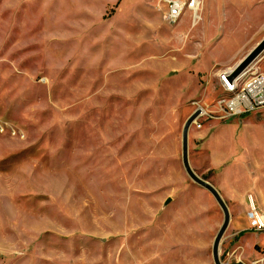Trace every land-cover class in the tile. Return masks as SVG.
<instances>
[{"label": "rangeland", "instance_id": "1", "mask_svg": "<svg viewBox=\"0 0 264 264\" xmlns=\"http://www.w3.org/2000/svg\"><path fill=\"white\" fill-rule=\"evenodd\" d=\"M145 4L163 27L138 28L137 0H0V264H166L186 242L185 220L160 219L167 198L195 194L181 136L199 95L183 106L177 92L209 89L215 103L221 91L217 76L163 73L158 30L190 18L174 28L163 0ZM239 7L203 61L261 37L264 10ZM251 231L256 256L229 229L223 263L264 264V232Z\"/></svg>", "mask_w": 264, "mask_h": 264}, {"label": "crops", "instance_id": "2", "mask_svg": "<svg viewBox=\"0 0 264 264\" xmlns=\"http://www.w3.org/2000/svg\"><path fill=\"white\" fill-rule=\"evenodd\" d=\"M137 2L141 9L138 18L139 29L144 31L150 23L163 27V22L158 15L156 22L146 17L147 11L152 9L146 6L145 0H137ZM221 3L224 8V17L223 22L218 24L220 20H213L212 14L218 11ZM236 6L250 11L251 16L255 17L264 10V0H201L196 19L191 10L187 9L184 12L190 18V24L184 31L173 36L165 35L167 32L159 29L162 48L158 57L169 68L163 73L206 74L211 79L216 76L218 70L235 66L243 59L264 37V32L251 47L243 52L238 54L227 52L211 62L203 61L201 58L203 46L211 42L217 44L222 40V36L218 37L219 31L224 30L229 17L235 14ZM183 14L173 25L174 28L181 26ZM211 25L215 26L213 30ZM196 60L197 69H194L193 62ZM263 63L264 58L260 63V70L264 72ZM186 89L184 88L183 91L180 89L177 92L179 105L190 104L194 100L192 97L199 95L196 99L197 103L209 110L213 109V103L207 92L209 89L206 91L203 88L201 91L198 88L194 91L193 88ZM188 151L193 170L208 180L225 200L230 212L227 230L230 229V234L237 237L236 247H241L246 250V254L255 257L253 246L260 243L251 240L253 231L250 228L248 196L251 195L255 205L264 211V108L224 121L206 120L202 128L189 131ZM185 191L195 194L183 195L177 200L167 198L162 217H160L161 221L171 215L174 219L185 220L180 227L186 229L187 235L183 245L171 246L170 254L167 255L170 260L166 264H214L212 246L223 222V212L213 195L199 184L194 182ZM173 213H176L175 217ZM227 230L221 239L220 249L227 246V240L224 238ZM244 250L240 259L246 255Z\"/></svg>", "mask_w": 264, "mask_h": 264}, {"label": "built area", "instance_id": "3", "mask_svg": "<svg viewBox=\"0 0 264 264\" xmlns=\"http://www.w3.org/2000/svg\"><path fill=\"white\" fill-rule=\"evenodd\" d=\"M163 5L166 9L162 14V20L169 25H175L187 9L193 12L196 19L201 0H163ZM263 58L251 63L233 79H229V76L234 66L217 71L216 90L220 89V95L213 103L212 110L195 103L196 108L201 110L199 117L193 122L195 128H202L200 117L224 121L264 108V72L260 70ZM248 200L250 228L254 231H264V211L255 205L251 195L248 196Z\"/></svg>", "mask_w": 264, "mask_h": 264}, {"label": "water", "instance_id": "4", "mask_svg": "<svg viewBox=\"0 0 264 264\" xmlns=\"http://www.w3.org/2000/svg\"><path fill=\"white\" fill-rule=\"evenodd\" d=\"M264 52V37L244 56L243 59H241L233 68V72L229 76V79L235 78L237 75L242 73L251 63L258 61L260 58V55ZM201 113L200 108H196L190 116L187 118V120L184 123L183 129H182V136H181V157H182V163L185 172L189 176L191 180H193L195 183L199 184L206 190H208L213 197L215 198L216 202L220 206L224 218L223 222L221 224V227L219 228L214 242L212 246V255L214 264H246L242 260H238L232 263H223L220 258V242L223 238V235L225 231L228 228V225L230 223V212L229 208L219 193V191L206 179L199 176L192 168L189 160V151H188V136L189 131L191 129V126L193 125V122L199 117Z\"/></svg>", "mask_w": 264, "mask_h": 264}, {"label": "bare ground", "instance_id": "5", "mask_svg": "<svg viewBox=\"0 0 264 264\" xmlns=\"http://www.w3.org/2000/svg\"><path fill=\"white\" fill-rule=\"evenodd\" d=\"M126 6V5H125Z\"/></svg>", "mask_w": 264, "mask_h": 264}]
</instances>
